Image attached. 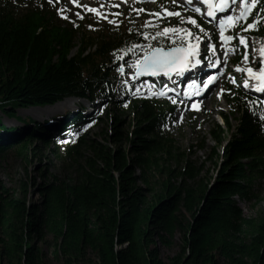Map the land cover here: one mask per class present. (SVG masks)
<instances>
[{
	"label": "trees",
	"instance_id": "1",
	"mask_svg": "<svg viewBox=\"0 0 264 264\" xmlns=\"http://www.w3.org/2000/svg\"><path fill=\"white\" fill-rule=\"evenodd\" d=\"M81 31L43 4L21 14L8 3L0 8V160L13 148L27 160L34 141L47 142L38 135L43 125L21 120L17 110L70 97L115 102L111 65L142 39L134 30L114 38ZM252 101L236 99L243 108L238 127L224 115L227 130L212 131L217 174L198 186L188 180L200 171L165 130L172 110L148 101L133 104L128 133L116 118L114 147H95L96 157L74 180L44 171V182L34 183L37 203L28 199L29 184L18 197L0 183L1 257L6 264H44L35 242L50 236L61 264H264V196L255 191L264 179V118ZM1 117L23 126L8 128ZM77 141L67 143L69 155L85 144ZM237 199L259 209L248 217ZM177 235L179 252L165 262L159 246L172 249Z\"/></svg>",
	"mask_w": 264,
	"mask_h": 264
},
{
	"label": "rangeland",
	"instance_id": "2",
	"mask_svg": "<svg viewBox=\"0 0 264 264\" xmlns=\"http://www.w3.org/2000/svg\"><path fill=\"white\" fill-rule=\"evenodd\" d=\"M43 0H27L25 3L23 0H0V7L4 3H9L17 12L26 5L33 6L39 5ZM48 8L56 11L59 14L60 22L78 24L81 28V32L88 34L91 37L103 36L108 38H114L120 36L126 30L135 28L136 30H144L146 28H153L151 26H145L146 21L150 24L157 23L161 20L159 17L150 19V13L154 14V8L152 7H136L130 6H113L104 1H98L97 3H82L76 2V5L72 4L69 0H53L52 3L49 0H45ZM78 5V6H77ZM81 5H87L88 9H97L102 15L98 16L96 12L86 10ZM171 6L172 4L169 3ZM167 6L164 4L157 7ZM143 8L145 11L140 12L139 15L132 9ZM65 9L63 14L59 11ZM79 12L83 17L82 19L76 15ZM113 13H120V15H112ZM107 16V19L103 17ZM67 17V18H65ZM148 17V18H146ZM153 17V16H152ZM163 17V16H162ZM169 19V18H168ZM164 20L158 24V26H165L166 24L176 23L179 26V19ZM118 21V25L115 23H109V21ZM145 20V21H144ZM77 27V25H75ZM91 26V27H90ZM204 28V27H203ZM212 27L206 28V33H211ZM199 29H197L198 31ZM158 31H162L161 29ZM236 33L238 31H235ZM251 34V33H250ZM81 36H78L77 44ZM165 43L172 45L168 40ZM145 48L149 47V44L144 45ZM76 53V50H74ZM252 54V52H251ZM132 58L123 62L120 67L123 68V72L117 73L116 79L118 80V95L121 110L117 111L113 104L96 101L95 103L83 101V100H70L60 105L49 108H32V109H19L17 115L21 120H31L32 122L47 123L49 119H53L59 116H65L66 113H71L73 110H77L79 105L84 108L91 106L94 110V119L89 120L81 128V134L85 137V144H83L77 153L69 155L60 144H40L38 141H34L31 146V151L27 160L23 156L18 154L14 149L5 152L3 158L0 160V183L10 188L15 192L16 196H20L22 193V185L24 183L29 184L30 203H37L40 201L39 196L36 193L34 183H43L44 179L42 173L46 171L47 176H56L64 180H74L77 177L80 167H84L86 162L96 157V151L98 146L114 147L112 143L113 123L116 118H122L126 124L124 126L125 133L129 132L128 124L134 119L133 111L131 109V103L135 99L144 97L141 94V87H131V83L136 80V64L138 57L143 55V52L139 48L132 53ZM238 57V56H236ZM243 66V64H240ZM236 79V85L242 84V77L237 73L233 74ZM127 81V83H125ZM232 83V82H231ZM233 84V83H232ZM221 89L225 91L221 92ZM230 89V91H229ZM240 93H245L242 86H236L234 89L230 88L227 84V78L223 79L217 88L214 89L211 97L207 98L204 103L203 110L197 114H185L183 119L180 118L179 122L172 127L171 135L177 142V146L182 152L186 153V159L190 161L192 167L200 171V174L194 180H188V184L192 186H198L204 182L210 181L217 174V164L220 159L212 157V151L215 146V141L211 134L212 130L216 127V123L221 122L219 116L222 112L228 114L232 125H236V117H239V113L232 114L230 103L228 102L226 95L236 98ZM78 103L77 105H73ZM182 113H185L183 111ZM3 123L9 128H18L15 120H10L6 117H1ZM21 127V126H20ZM57 145V146H56ZM96 147V148H95ZM125 147L127 145L125 144ZM57 151H54L56 150ZM38 151V152H37ZM255 189L264 195V180L257 181L255 183ZM239 206L244 210V213L248 217L254 216L255 212L259 208L252 210L250 205L238 200ZM261 210H264V198L260 202ZM51 240L50 236H47L45 240L41 242H35L37 247L40 248L44 254V264H61L57 261L53 255V249L48 245ZM47 241V244H45ZM180 236H176L175 245L172 249H166L163 246H159L162 259L168 262L170 258L175 256L179 252ZM0 264H6L5 260L0 255ZM15 264V263H14Z\"/></svg>",
	"mask_w": 264,
	"mask_h": 264
},
{
	"label": "snow or ice",
	"instance_id": "3",
	"mask_svg": "<svg viewBox=\"0 0 264 264\" xmlns=\"http://www.w3.org/2000/svg\"><path fill=\"white\" fill-rule=\"evenodd\" d=\"M50 3L53 0H49ZM73 3H76L77 0H72ZM135 2V0H134ZM140 3H151L155 2V0H139ZM173 3L176 0H172ZM186 3L191 5L193 0H186ZM203 3L208 5V12L207 16L215 19V11L218 9L219 11L223 12L226 10L228 5V0H220L219 5L214 4V0H203ZM231 3L235 4L236 0H231ZM240 3L245 5L239 14L235 17L229 15L224 20H221L219 23L220 27V39L224 42L225 45H228L232 40L236 39L239 41L238 45H234L229 48L227 51L223 52L224 57L226 58L229 52L232 54H236L239 49L240 45H243L245 51L241 54V64H247V67H241L239 64L235 67V71L243 73L242 77V84L237 86H242L249 91H256L264 93V50H261L260 53V63L259 66L256 67V57H253L252 60H249V53L248 49V37L241 35V32H247L249 30H254L258 27L260 17H256L253 19L252 23H247L248 16L251 14L252 8L255 7L256 0H240ZM118 6V5H113ZM86 10L96 12L98 16L102 15L98 12L97 9H88L87 5H81ZM195 12L200 13V8L193 9ZM61 14L65 11V9L59 10ZM132 11H135L137 15L140 12L145 11V9H135L133 8ZM167 12L166 9L163 10ZM260 11H264V7H261ZM78 17L81 19L83 18L79 12L76 13ZM112 15H120V13H113ZM149 15H153L155 17H160L162 13H150ZM168 16H177L179 17V25L180 27H173V26H166L162 29V31H156L152 38L156 39L159 46L152 45L145 48L143 45H139L143 55L137 58L136 64V75H143L145 73H149L153 76H157L163 74L171 78L173 74L177 76H183L186 72L192 71L196 66L201 64L200 60V51H199V43L204 42L205 40L209 41V43L205 44V48L208 49L209 47L215 53V45L210 44L211 37L206 33V30L197 23L196 19L193 17H183L181 16L180 12H167ZM67 18V17H65ZM107 19V16L103 17ZM162 22L160 20L157 21L155 24H150L146 21L145 26H151L153 28L158 27V24ZM109 23H115L118 25V21H109ZM190 23L193 25V29H199V31H194L193 29L184 28L183 25ZM170 24V22H169ZM229 27H239V32L235 33L234 35H225L224 29L225 25ZM246 24V27L244 26ZM91 27V26H90ZM205 34V35H201ZM145 37L149 34L144 33ZM168 40L172 43L173 46L165 48L164 41ZM207 55V52H205ZM211 63V61H210ZM226 63V59H225ZM118 71L123 72V68L118 66ZM230 81L233 84H236L235 77H229ZM216 82V78L214 76L208 77V83L205 84V87H208V84H214ZM254 82V86H251ZM127 83V81H125ZM225 91L221 89V92ZM230 91V90H229ZM159 95H165L164 91H161ZM173 103L176 101L173 100ZM196 107V105H193ZM264 118V117H262Z\"/></svg>",
	"mask_w": 264,
	"mask_h": 264
},
{
	"label": "bare ground",
	"instance_id": "4",
	"mask_svg": "<svg viewBox=\"0 0 264 264\" xmlns=\"http://www.w3.org/2000/svg\"><path fill=\"white\" fill-rule=\"evenodd\" d=\"M216 85H217V84H215V86H216ZM215 86H214V87H215ZM71 100L73 101L74 99H71ZM67 101H70V99L66 100V102H67ZM63 103H65V102H63ZM60 104H62V103H59V104H57V105H60ZM73 105H74V104H73ZM55 106H56V105H55ZM53 107H54V106H53Z\"/></svg>",
	"mask_w": 264,
	"mask_h": 264
}]
</instances>
